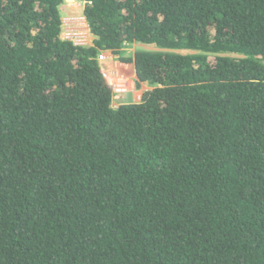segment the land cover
<instances>
[{"label": "trees", "instance_id": "16d2710c", "mask_svg": "<svg viewBox=\"0 0 264 264\" xmlns=\"http://www.w3.org/2000/svg\"><path fill=\"white\" fill-rule=\"evenodd\" d=\"M76 1L0 0V264H264V0Z\"/></svg>", "mask_w": 264, "mask_h": 264}, {"label": "rangeland", "instance_id": "374dc122", "mask_svg": "<svg viewBox=\"0 0 264 264\" xmlns=\"http://www.w3.org/2000/svg\"><path fill=\"white\" fill-rule=\"evenodd\" d=\"M83 3L77 2L76 0H64V3L60 6V14L62 20V33L63 39L70 38L71 41L77 45L89 46L92 41V36L89 33L87 24L83 18ZM85 22V23H84ZM146 51V52H158L154 45L133 43L130 45H124L120 51L122 57H133L135 52ZM165 52H175L177 54L188 55L194 54L192 51H175V50H162ZM99 65L101 71L108 78L112 80L110 86L113 93L112 106L117 108L118 106L138 103L141 99V95L144 91L149 90V86L141 84L139 90L134 86L135 74L132 65L121 64L118 61L119 55L114 54H99ZM221 57L242 59V55L225 52L219 54ZM110 62H113L114 67H110ZM117 64L119 67L116 68Z\"/></svg>", "mask_w": 264, "mask_h": 264}, {"label": "crops", "instance_id": "0c3cea01", "mask_svg": "<svg viewBox=\"0 0 264 264\" xmlns=\"http://www.w3.org/2000/svg\"><path fill=\"white\" fill-rule=\"evenodd\" d=\"M90 45H91V43H90ZM101 53H102V54H108V53L111 54V52H108V51L101 52ZM99 57H100V56L98 55V62H99ZM112 66L114 67V64H113V62H110V67L113 68ZM118 67H119V64H117L116 68H118ZM134 76H135V75H134Z\"/></svg>", "mask_w": 264, "mask_h": 264}, {"label": "built area", "instance_id": "2783aa9c", "mask_svg": "<svg viewBox=\"0 0 264 264\" xmlns=\"http://www.w3.org/2000/svg\"><path fill=\"white\" fill-rule=\"evenodd\" d=\"M66 40L71 41V39H70V38H67V37H66ZM74 44L77 45L75 42H74ZM80 46H83V45H80ZM106 78H107V76H106ZM106 78H105V79H106ZM106 83H107V81H106ZM107 84H108L109 86H111V85H112V82H111V83H107Z\"/></svg>", "mask_w": 264, "mask_h": 264}, {"label": "bare ground", "instance_id": "6f19581e", "mask_svg": "<svg viewBox=\"0 0 264 264\" xmlns=\"http://www.w3.org/2000/svg\"><path fill=\"white\" fill-rule=\"evenodd\" d=\"M106 81H107V83H111L112 82V80L110 78H108V77L106 78Z\"/></svg>", "mask_w": 264, "mask_h": 264}, {"label": "flooded vegetation", "instance_id": "af4514ba", "mask_svg": "<svg viewBox=\"0 0 264 264\" xmlns=\"http://www.w3.org/2000/svg\"><path fill=\"white\" fill-rule=\"evenodd\" d=\"M104 79V78H103ZM106 81V79H104Z\"/></svg>", "mask_w": 264, "mask_h": 264}]
</instances>
